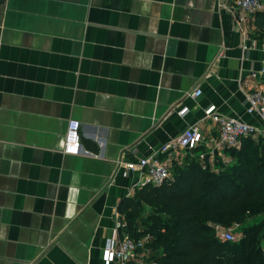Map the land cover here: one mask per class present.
<instances>
[{
	"label": "crops",
	"instance_id": "obj_1",
	"mask_svg": "<svg viewBox=\"0 0 264 264\" xmlns=\"http://www.w3.org/2000/svg\"><path fill=\"white\" fill-rule=\"evenodd\" d=\"M233 6L4 0L0 264H104L117 206L138 177L122 176L118 160L164 158L160 148L193 123L202 136L196 152L206 151L216 138L202 113L209 105L256 123L243 112L242 80L259 65L264 34L251 19L237 24ZM179 106L188 108L183 116ZM71 119L79 124L77 155L61 152ZM176 153L169 169L186 154ZM213 154L211 168L223 156Z\"/></svg>",
	"mask_w": 264,
	"mask_h": 264
},
{
	"label": "trees",
	"instance_id": "obj_2",
	"mask_svg": "<svg viewBox=\"0 0 264 264\" xmlns=\"http://www.w3.org/2000/svg\"><path fill=\"white\" fill-rule=\"evenodd\" d=\"M253 22L262 36L264 11ZM197 150L173 164L168 179L120 200L122 233L143 239L147 259L157 264H264V138L246 136L239 148H224L229 161L215 158L213 168L201 167ZM254 217L260 219L244 225ZM233 224L236 241L215 237L216 226Z\"/></svg>",
	"mask_w": 264,
	"mask_h": 264
},
{
	"label": "built area",
	"instance_id": "obj_3",
	"mask_svg": "<svg viewBox=\"0 0 264 264\" xmlns=\"http://www.w3.org/2000/svg\"><path fill=\"white\" fill-rule=\"evenodd\" d=\"M264 11V0H234L232 17L237 24L244 25L248 19L253 20L254 14ZM244 31L242 32V34ZM248 45L243 44L242 49L247 50ZM261 59L257 68L250 67L246 77L242 80L243 98L241 105L244 114L254 118L256 123H248L238 117H229L214 111L212 105L202 109L203 116L209 119L216 128V138L206 146V151L196 152V158L202 168L209 165V159L216 151L224 148H239L243 137L264 138V46L260 48ZM259 81V82H257ZM200 93L194 90L190 96L196 97ZM178 116H183L188 108L179 106L174 108ZM79 124L75 120H68L63 137L61 152L67 155H77L81 150L79 140ZM202 144V136L199 125L196 123L186 125L179 136L169 144L163 145L159 152L165 157L158 159L153 155H145L135 160L117 161L121 168V175L127 176L131 172H137V179L127 190L126 196H131L137 188L144 184L158 185L170 177L169 163L176 152L187 153L198 148ZM221 162L227 163L226 156L220 157ZM120 216V215H119ZM125 223L120 217L114 223L110 237L102 247V261L104 264H157L147 259V251L144 248L143 239H132L122 233ZM237 225L228 228L215 227V237L221 241L234 242L239 238L236 234Z\"/></svg>",
	"mask_w": 264,
	"mask_h": 264
},
{
	"label": "rangeland",
	"instance_id": "obj_4",
	"mask_svg": "<svg viewBox=\"0 0 264 264\" xmlns=\"http://www.w3.org/2000/svg\"><path fill=\"white\" fill-rule=\"evenodd\" d=\"M259 219H260V217H254V218H251V219H247V220L245 221L244 225H245V224L248 225V224H250V223H252V222H254V221H258ZM263 248H264V241H263Z\"/></svg>",
	"mask_w": 264,
	"mask_h": 264
},
{
	"label": "water",
	"instance_id": "obj_5",
	"mask_svg": "<svg viewBox=\"0 0 264 264\" xmlns=\"http://www.w3.org/2000/svg\"><path fill=\"white\" fill-rule=\"evenodd\" d=\"M4 3V0H0V6Z\"/></svg>",
	"mask_w": 264,
	"mask_h": 264
}]
</instances>
